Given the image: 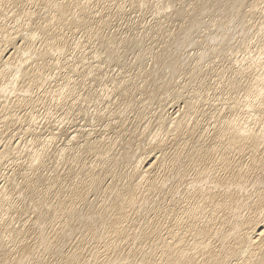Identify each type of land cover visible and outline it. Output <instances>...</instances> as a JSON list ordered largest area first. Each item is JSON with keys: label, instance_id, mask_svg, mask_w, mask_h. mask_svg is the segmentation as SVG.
<instances>
[{"label": "bare ground", "instance_id": "1", "mask_svg": "<svg viewBox=\"0 0 264 264\" xmlns=\"http://www.w3.org/2000/svg\"><path fill=\"white\" fill-rule=\"evenodd\" d=\"M23 1L25 0H0V27L2 26L1 23L3 21H6L7 19L6 17H8V14L12 12V10L10 11L9 8L11 6L15 7L14 5H17L18 3L23 2ZM30 1L35 3L37 0H30ZM72 1L74 0H48V2L46 3L41 1L43 2L42 6L45 5L46 7H48V9L46 10V12H48V10L50 12L48 13L50 14L49 16L47 14L48 17L44 16L43 20L41 19L42 21L39 20L36 23V20H34V18L36 19L37 16L35 15V12L32 11L33 9L32 10L29 9L28 15H25L27 16L26 21H24L25 20L24 19L22 22L20 21L19 17H15V13H14V16L12 17L14 20L13 26L10 27L8 31L5 28H2V31H0V124H2L0 128L2 129L3 127L0 133L1 134L0 141L2 142L3 138L7 136L5 138L6 140H4L6 141L4 143V146H1V142H0V165H2V163L5 164L4 162L8 161L9 159H13L12 162L14 163L15 159H17L18 157L17 156L18 153L16 152L17 150L15 151V149L19 148L18 150L22 151V153L25 152L28 158H27V161L20 160L19 162L16 161L18 164L16 163L14 164L16 166H23V168H24V165L26 167L28 166V169H32L33 172H35L36 174L37 171H34V169L39 170L40 167L42 168L47 163L48 158L50 160L51 156L55 155V153H53L51 150V147L53 144L51 145L48 143L46 144L44 141H47V140L51 141L52 139L55 140L56 136H58L59 133L50 132L52 133V136H50V138L47 137V139L42 140L41 132H44V131H41V130H43L44 128L42 129L41 126L39 128L41 130L35 129L37 128V126L34 128L35 130H30V129L24 130L22 128L23 133L25 132L31 133V140L33 141V143L31 146H27L28 144L26 146L24 144H23L24 146H21L22 144H19L20 142L19 141L17 142V140L16 141L14 140L17 143L12 142L14 133L12 134L10 133L11 134V135L9 134L10 136L6 135L7 133L6 130H8L7 129L8 127L6 128V126L10 123V121L12 122L13 120L12 118L14 116H17V118L15 117L16 119L14 118L15 121L17 122L18 120L19 123L22 124L21 122L23 120L22 117L20 115H16L17 113L15 112L16 110H18V108L32 107L38 104L37 103L38 100H36V98L38 97L37 93L39 90L43 91L45 94L48 93V95H50L49 97H52L53 101L55 102V105L57 106H60L61 104H63L62 102H64L65 100H68L69 98L73 96L74 91H75V86H73L74 84L71 86L70 82H67V81L64 82L62 80L63 82L56 85L57 89L55 88V90L46 86L54 81L53 78L56 73H53V71L56 70L57 68L60 69L62 67L61 60L64 57V55L67 54V50L65 51V49H68L67 47H69L68 46L69 41L67 40L68 37L67 36L63 37L62 35L58 34V32H60L61 30H59L58 32L56 31L57 29L56 22H58L57 20H60L61 21L60 23L62 25V23H64L65 21H63L64 20L63 18L62 19L60 18L63 16L67 18L66 16L70 14V12L71 13L73 12L69 10H71L70 8H74V7H71V4H75L76 0L74 1V3H72ZM106 1L107 0H105V2ZM161 1L162 0H158L157 2L160 3ZM202 1H203L202 6L197 5L196 3L197 8H199L198 6L202 8L201 12L198 11L197 9V11L201 14H197V11H196L195 13L196 15L193 14L191 15L192 16L191 17L188 13V15L192 18V20L187 18L188 20H191V22L187 26L186 25L184 27L181 26V31L184 30V32L185 31L190 32V29L192 30L193 28H196V26H198L200 23H202L204 21V20L202 21L204 17L201 19L200 16H202L204 12H206L205 10L208 7V4L209 3L210 5L214 4L213 3L214 1H216L217 4L219 3L223 7L222 10H221V7L218 10L222 18L224 15H227V14H229V17H230L231 16L230 13L233 14V12L234 14L237 13L239 16V19L237 18L238 19L237 24H238L241 35L238 34L237 32H236L237 34L235 33L234 34L235 36L240 35L239 36L240 40L238 39V42L241 43L242 48L240 46H236L237 45L236 42H232V39H234L235 37L232 39L231 37H229V33L233 32L234 29L231 30L229 33H227L228 31H225L227 33V34L225 33L226 34L224 35L225 37L220 36V34H222V32L220 31L221 30L220 27H219L220 28L219 31L221 33L218 32L220 33L219 34L220 40H224L225 45L228 46L227 47L228 49L224 50L226 51L224 57L226 60L229 61V63L225 66L223 65L224 67H220L221 69H219L218 72L216 71L217 77H220V78L222 77L223 79L226 78V82L224 85H226L225 89H227L226 91L228 94L227 96L228 99H226L227 106L224 107L222 105L224 107L223 109L221 108L222 110L217 109L218 114L216 113L217 114L216 116L223 117L222 114L225 112V109L227 110L229 109V111L231 110L229 113L231 112L232 113L228 117L224 116L223 119L220 118L222 122H219L218 125H215L216 127L214 126L215 129H214L212 137H210L211 136L210 135L209 136L210 138H205L206 137L205 133L206 132L208 133V131L206 130H208L209 127L205 128L204 126H202L200 122L197 120V118L194 117L191 120L190 117H187L185 115V113L174 112L175 114L174 113L170 114V111L168 109H165V111H162V108H161L160 112H164V114L162 113H161L162 115L160 114L161 116H160L159 122H160L161 127L159 128V130H157V132L159 131V134H160V131L162 130L164 134H160V135L158 134L159 136L157 137V132H156V135L154 136V138H157V139L156 140L154 139L155 141L150 140V142H148V145L144 149L142 148L143 149L142 151L139 150V153L138 151L137 152L134 151L135 153L132 155V158H130L132 160L128 161L129 163H131L130 165H132L131 166L132 169L129 170V172H126L125 174L123 173L121 175L124 181L122 182V185H118L117 187L116 184L114 183L112 184L111 182L107 184L106 187L102 186V188H104L103 191L105 190V192H103L104 199H102V201L96 207L97 215L92 221V223L89 222V224H87V227H88L86 228L87 230L84 229V231L86 230V232L84 233L82 231L83 233L80 236V238L78 239L76 238L77 244L75 245L79 248L81 244L85 245L86 242L88 243L86 239L96 240L97 242L98 241L101 242L100 245L105 248V250H103L104 253L110 250L112 252L113 250L120 248L118 253L116 252L117 254H115L116 255L115 258L113 259L111 257L112 260L108 258L110 260H108L107 263L103 260V262H105L104 264H264V30H263L264 20H262L263 17L260 16V19L258 21L257 20L258 18L255 15V13L260 7V4H262L264 0H251V3L253 2L251 5L250 4L244 5L245 3H248V0H206V1L202 0ZM90 3L91 2L89 0L77 1V3L75 4V6L78 7V9L76 8L78 10L77 18L76 16L74 18V15L70 14L72 16L71 17L69 15L71 19L67 18V20L69 19V21L66 20L67 22H69L68 24L69 25L79 24V26L80 25L85 26V24H88L86 23L88 22L87 19L92 20L96 13L94 12L95 10L94 11L90 10V6H91ZM145 3L146 2H143L142 5ZM169 5L170 4L168 3L167 7ZM247 5L251 6V10L250 8L248 11L244 10L243 6L245 7ZM216 6L219 7V5H216ZM216 6L212 5V8L217 9ZM209 9L210 8H208V12L211 10ZM179 11L180 10L176 11V15L178 14L177 17H180L181 15ZM245 11H247V15L244 14ZM193 12H195V10ZM211 12L215 13V11L213 10L210 11L209 13ZM218 12H216V14ZM168 13H169V10H168ZM227 18H225L224 21L220 20L221 18H218L219 20L214 19L213 23L222 21L224 23L223 24L221 23L218 26H223L226 23L225 21L228 20ZM229 19H231V17ZM235 19L236 18L232 20L234 21ZM233 23L234 22L230 23L231 26H233L232 25ZM215 24H212V25H215ZM227 25H229V22ZM64 26L65 25L61 27H64ZM87 26L88 25H86V27ZM218 26H215V27H217L218 29ZM47 31L48 33L46 34V36L42 37L41 35L43 33L45 34ZM189 32H187L188 35H189ZM56 33L58 35H56ZM232 34L233 33H231L230 36H232ZM190 35L189 37L186 35V37L190 38ZM184 36H180V37L183 38ZM213 36L214 35H212V37ZM113 37L114 36H112V38L109 37V40L107 41V45H106L107 47L110 46L108 44L117 46L116 45L117 43L122 42L124 44V42H127L122 39L119 40ZM184 39L182 40L186 41ZM215 39H218V38H215ZM126 40L128 39L126 38ZM136 40L137 39H135V41ZM236 40L237 39L235 38L234 41ZM178 41L179 40L175 42H178ZM189 41H191V39ZM195 41H198V40L197 39L194 40V43ZM220 42H223V41H220ZM105 43L106 42H104V44ZM203 43H206V42H204L203 40ZM234 43H236L235 44L236 49H235ZM75 45H77V43ZM125 45L127 46L128 44H125ZM174 45L176 46V44ZM217 47H214V48H217ZM114 49L113 51L116 50ZM111 50L112 49L110 48V51ZM169 50L170 49L165 50V51L166 52L168 51V53H170ZM218 53L219 52H217V54ZM162 55L163 56L167 55L168 60L170 58L169 56H173V54L169 55L166 53ZM161 56H160V59H161ZM163 56H162V60H163ZM95 57L97 58V55L91 58H95ZM173 57L174 58L172 59L174 60H171L170 58V62L168 63L167 61V63L169 64L168 65L169 67L171 66L172 70H174V73H175V71L180 69L181 66L183 65L184 62H183L182 57H186V55L179 57L175 54V56ZM140 58L142 59V57ZM164 58L166 57L164 56ZM191 58H192V55H191ZM89 59H86V61H88ZM82 60L84 61L85 59L83 58ZM83 61L78 60V63L80 62L82 63ZM156 62L159 63L158 61ZM74 65L77 66L78 64L74 63L72 65L73 68L75 67ZM145 69L143 70L145 71ZM67 73L69 74V72ZM195 75L197 74L195 73ZM192 77L193 76H191V78ZM55 81H58V80H55ZM122 84L125 85L124 81L120 84L118 83V85H116L115 83L116 90H119V89L121 90L120 87ZM166 87L167 89L166 88L165 89L167 91L170 90V93H171V90H172L170 88L171 86L169 87L166 84ZM120 92L124 93L125 91L124 92L120 91ZM96 93L97 92H94V94ZM172 93L171 95H173ZM196 93L201 94V91L196 92ZM3 96L6 98V101L1 100ZM192 96H197V95L194 94ZM81 97L83 96H80L79 98ZM8 100L12 101L13 103L12 105L13 107L11 106L12 108H9V106L6 105ZM84 100L86 101V98H84ZM83 101L81 98V102L80 103L77 102V103H79L82 106ZM132 101L134 103L135 98L129 99L127 100V102H125L127 108L128 106H131V104H133ZM184 101L186 103V106H189V108L194 107V105L189 99H185ZM75 103L76 101L74 102V105ZM78 105L77 107H80ZM213 106H214V103H213ZM92 114H95V113H92ZM63 117L59 118L60 128L59 127L58 128L60 130H61V122H63ZM62 129H63V126H62ZM77 129L74 131L76 132L75 134H71L72 136L70 138H67L68 140L66 144L64 143L65 145L63 144L61 148L58 147L59 149L57 151H54V152H57V155L53 158L56 160H59L58 161L59 163L68 164L69 166H71L70 163L72 165L73 164L77 165L78 163H81V168H83V171L85 172V174L84 176L83 174L82 175L77 174L81 177L80 179L78 178L79 179L78 181L77 180L76 181L74 180L75 182L73 181V179L78 176H76V174L74 175V172L72 173L73 175L72 176L71 172L73 168L69 167L67 175L64 174L66 177L60 174H55L54 176H51V177L48 176L50 177V180L48 182V184L50 185L49 187L47 185L48 187L47 190H42L41 192H40L41 188L38 187V185L39 183H42L40 180L44 178L42 177V174H43L41 173L42 170L37 172V175L34 174V176H32V178L30 179L29 177L31 176L28 177V175L27 176L25 175L26 177L25 183L19 184L17 182V179L15 180L13 177L11 178L8 176L9 178L5 180L6 181L4 182L5 184L0 185V205L2 206L6 203L8 206L7 208H10L9 210L6 211V213H10V215L11 214L13 215L12 217L4 220L3 222L1 221L2 219L0 220V257L6 260L7 258L8 259L10 258L8 260L9 264H12V261L13 263L16 262L15 264H38L37 262L32 263V260L34 259L33 258L34 252L36 251L37 248L39 249L40 246L43 248L46 247V250L44 249L45 252L50 253L52 251L54 255L55 254L57 255L56 264H83L84 261L81 263V259L79 260V253H77L79 249L78 250L75 249L76 251L74 250L76 246L73 247V250L75 251L73 253L72 251L65 253L63 252V248H61L67 236L68 235L70 236V234L72 233L70 229H72L71 226L73 222L72 220L73 215L70 213V209L73 211L75 210L77 204L80 201H84V200L87 201L88 197H86V194L88 196V194L90 193L91 189H93V187L99 190L101 188V184H103L104 183L103 181H105L104 179L106 175L107 174L109 175V173H107V170L110 168V166H114L115 164H118L119 160L117 158L118 156L114 154L112 155L110 153V150H112L114 142L108 138H102L99 135L92 136L88 133V135L84 137V143L80 144V146L79 145L77 146L79 148L82 147V150H78V148L75 147V144H74L76 140L75 138L77 137V135H79V133H77L79 129L78 130ZM169 132H172L173 134L172 136H174L175 139H177L178 137L179 139L177 140V143L174 142L175 143L174 151L172 153L170 151L169 154H166L164 150L165 148H168V145L170 144L169 143L168 145H166L170 137H166L164 135L167 134L168 136ZM142 134L144 135V132H142ZM66 135H67V131H66ZM18 136L16 137V139H18ZM19 137L21 138V136ZM208 139H210L211 141L206 143ZM175 149H177L178 151L176 152ZM184 150L185 151L187 150L186 153ZM159 152H160V155L158 154ZM16 153L17 155H15ZM83 154L91 155V156L94 155L95 156L93 160L94 163H92V165L90 164L87 165L88 161L83 160L82 162L81 159H82ZM85 176L88 179V180L86 179L87 181L82 180L84 179L83 177ZM69 179H72L70 184L68 183ZM85 182H87L88 184ZM54 185H57L58 189L56 190L55 193L53 192L54 194L51 195L53 197H51L50 192L48 191H50V189ZM20 188H23L25 190L26 189L30 190L31 192H33L32 193L33 195L34 194L38 195L39 193H41V195H39L41 196L40 201H39L40 203H38L37 201V203L34 204L35 206L33 205L32 207L34 208V212L38 210L39 217L37 218L35 217V220H34L35 222L33 221L32 225H29V227H27V225L24 226L23 224L19 225V227H16L13 223L14 220L19 221L21 219V214L18 216L17 214L11 212V208L15 209L16 211V209L19 207H17L12 202V199L10 198V196L11 194H13V190H15L16 192L18 190H21ZM162 193L163 195H161ZM20 195L22 196L21 193ZM149 195L150 196L154 195V198L152 199L148 207L142 209V201L143 199L146 200L147 198H149L150 197ZM32 197H35V195ZM166 198H169V199L166 200ZM52 202H53L54 207L58 206L57 209L55 208L54 213H57L56 217H58V220L60 222V223L57 222L59 226L58 224L56 226L55 224L53 226L50 225L52 223V221H50L51 219L49 220L50 216L48 217V214L50 213H47V211L44 212L42 210L44 206L47 207L48 204ZM45 210H48V209L46 208ZM25 211H26V208H25ZM140 211H142L141 215H143L144 218L141 219L140 218L141 216H140L139 217L140 220H139V219H136L133 215L135 214L138 215ZM3 212H5V210ZM75 212H74V215H75ZM136 217L138 218V216ZM69 226L70 228H68ZM101 226L104 228L100 229ZM33 229H35V231H33ZM10 237H12L11 239L13 240L15 238V240L14 241L12 240V241L14 242V244L16 242L17 243L19 242L21 247L20 248L12 247L14 244L11 245L10 240H8L9 243L6 242L5 239L6 238L9 239ZM52 239L54 241L59 242L60 246H57V245H56L57 247L52 246L53 244ZM137 240H139V243H137L139 247H137L136 249L134 248V250L128 249V251H126L124 246L128 244L132 246L131 243L134 242L135 244ZM31 242H33V244ZM123 247L125 249V251L123 250L124 253L121 250V248ZM99 251H96L95 254L103 252V251H100V252ZM99 257L97 256L98 259H101ZM45 258L46 257H44V259ZM45 260L43 261L41 260L42 262L39 264H48V261L46 262ZM8 262H6V264H8Z\"/></svg>", "mask_w": 264, "mask_h": 264}, {"label": "rangeland", "instance_id": "2", "mask_svg": "<svg viewBox=\"0 0 264 264\" xmlns=\"http://www.w3.org/2000/svg\"><path fill=\"white\" fill-rule=\"evenodd\" d=\"M37 1L35 3H33L30 0H27V2L25 0L23 2L18 3L17 5H14L15 7L11 6L9 8V10L10 11L12 10L13 13L10 12V14H8V17H6L7 18L6 19L7 22L3 21L2 23H4V24L1 23L2 26L0 27V31H2V28H5L8 31L9 28L13 26V23H14L13 21L14 20H13L12 17L14 16V13H15V17H19L20 21H22V22H23L24 19H25L24 21H26L27 16H25V15H28L29 9L30 10L33 9L32 11L35 12V15L37 17L35 16L36 19L34 18V20H36V23L39 20H41V19L43 20L44 16L48 17L50 15V14H48V13H50L49 10H48V12H46L48 7H46L45 5L42 6L43 5L42 3L43 2L46 3V2H48V0H37ZM41 1H43V2H41ZM74 1H72V3H74ZM77 1H80V0H76L75 2L77 3ZM89 1L91 2L90 3L91 6L89 5L90 6V10H92V11L95 10L94 12H96L95 13L96 16L94 15V18L92 19L94 21H92L91 19H90L91 21L89 19H87L88 22H86V23H88V24H85V26L84 25L83 26L82 25L79 26V24H76L77 26L75 24L69 25L68 24L69 22H67V21H69V19H71L70 18L71 15H74V18H75V16L77 18V14H78V12H77L78 10L77 9H78V7L75 6V4H76L75 3V4H71V7H74L75 9L74 8H70L71 10H69V11H73L72 13L70 12L71 15L68 14V13H67L68 15L66 14L67 16L65 15L69 19L67 20V18H65L64 16L60 18V19H62V18L64 19L63 21H65L64 22L65 24L62 23V25H61V23H60L61 21L60 20H57L59 23L56 22L57 23L56 28L58 29V30L56 29V31L58 32L59 30H61L60 32H58V34L62 35L63 37L64 36L68 37L67 40L69 41V45H68L69 47H67L68 49H65V51L67 50V54L64 55L65 58L63 57L62 60H61L62 67L60 69L57 68L56 70L53 71V73H56L54 75V78H53L54 81L52 83L46 85V86L55 90V88L57 87L56 86L57 84H60L63 81L64 82L65 81L70 82L71 86L73 84H74L73 86H75V91H74L73 96L71 98H69L68 100H65L64 102H62L63 104H61L60 106H57V105H55V102L53 101L52 97H49L50 95H48V93L45 94L43 91L39 90L38 93H37L38 97L36 98V100H38V102H37L38 104L32 106L33 108L32 107H26V108L25 107H21V108H18V110H16L15 113H17L16 115H20L22 117V119H23L21 121L22 124L19 123L18 120L16 122L15 119L17 118V116H14L12 118L13 119L12 122L10 121V123H9L10 125L8 124L6 126V128L8 127L7 128L8 130H6V132H7L6 135H9L10 133L11 134L14 133V137H13L12 142L17 143L19 141L20 142L19 144H22L21 146H24V145L26 146L27 144H28L27 146H31L32 143H33V141L31 140V133L30 132L23 133V129L24 130L25 129H30V130L38 129V130H41V129H39L40 126H41L42 129L44 128L43 130H41V131H44V132H41L42 133L41 134L42 135V140L47 139V137L50 138V136H52V133H50V132L59 133L58 136H56L55 140H53V139L51 141L47 140L48 142L44 141L46 144L48 143L50 145L51 144L54 145V146L52 145L51 150H52L53 153H55V155L51 156V158H52V159L50 158L51 161L48 158L47 159V163L42 168L40 167L39 170H35L34 169V171H37V172L42 170L41 173H43L42 177H44V178H42V180H40L43 184L39 183V185H38V187L41 188L40 192L42 190H47L48 189V187L50 185V184H48V182H49L51 176H54L55 174H60L62 176L64 174L67 175L69 167L73 168L72 172H71V175L74 172V175L76 174V176H78V177H75L73 179V181L74 180L78 181L81 178L79 176L80 174L81 175L83 174V176H84L85 172L83 171V168H81V163H78L77 165L76 164L72 165L70 163L71 166H69L68 164H61V163L58 162L59 160H56V159L53 158V157H55L57 155V152H54V151H57L59 148H61V146H63L64 143L66 144L67 140H68L67 138H70L72 136L71 134H75L76 132H74V131L77 128L79 129V131L77 132V133H79V135H77V137L75 138L76 139L75 142H74L75 147H77L78 145L80 146V144L84 143V137H86L88 135V133L90 135H92V136L99 135L102 138H108V139H110V140H112L114 142L112 150H110V153L112 155L114 154V155L118 156L117 157L118 160H119L118 164H115L117 166H115V165L114 166H110L111 169L109 168L107 170V173H109V175L108 174L106 175V177L104 179L105 181H103L104 183L101 184V188L99 187L100 188L99 190H97V189H95L93 187V189H91V191L88 194V196L86 194V197H88V200H87L88 202L86 200L80 201L77 204L75 210L72 211L70 209V213L73 215L72 216L73 217L72 226L70 225L72 227V229H70V230L72 231L73 234L71 233L70 236L69 235L67 236V238L63 242L64 245L62 243H60V244H62L61 248H63V252H65V253L66 252H71V251L73 253V252H75L76 250L79 249L80 251L78 250L77 253H79V260L81 259V263L84 261L83 264H86V263L88 264L90 262H91L90 264H101V263L104 264L105 262L107 263L108 260H110V259L112 260V258L114 259L115 256H116L115 254L118 253L120 248L119 249L117 248L116 250H113L112 252L110 250V251L104 253L103 250H105V248L100 245L101 242H99V241L97 242L96 240H89V239H86V241H88V243L86 242V244H85L86 246L84 244L80 245L81 249L75 245V244H77L76 240L78 238H80V236L82 235L83 232L84 233L86 232V230H87L86 228H88L87 224H89V222L92 223V221L94 220V218L97 215V212H96L97 208L96 207L99 205V203L102 201V199H104V193L103 192H105V190L103 191L104 188H102V186L106 187L107 184H109L111 182H112V184L113 183L116 184L117 187H118V185H122V182H124V181H123V178L121 177V175L123 173L125 174L126 172H129V170L132 169V167H131L132 165H130L131 163L128 162L129 160L130 161L132 160V159H130V158H132V155L135 152H137V151L139 153V150L142 151L148 145V142H150V140L155 141L157 139V138H154V136L156 135L157 130H159V128L161 127L160 126V122H159L160 121V116L162 114H164V112H160L161 108H162V111H165V109H168L170 111V114H172L174 112L185 113V115L187 117H190L191 120L194 117L197 118V120L200 122V124L202 126H204L205 128L209 127V129L206 130V131H208V133L207 132L205 133V135H206L205 138L212 137L214 129L216 127L215 125H218L219 122H222V120L220 118L223 119L224 116L228 117L232 113V112L229 113L231 110L229 111V109L228 110L225 109V112L223 113L225 115L222 114L223 117L216 116L218 114V110L217 109H221V108L223 109L225 106H227V103H226L227 100L226 99H228L227 98L228 94H227V91H226L227 89H225L226 85H224L225 82H226V78L223 79L221 77L222 78L221 79L220 77H217V75H216L217 74L216 71L218 72L219 69H221L220 67H224L225 65H227L229 63V61L226 60L225 57H224L225 56V52H226L224 50L228 49L227 48L228 46L225 45L224 40H220V36L225 37L224 35H226L231 30L234 29L233 32H231V33H233L232 34L233 37L230 36L231 33H229V37H231V39L234 38V37L237 39L236 41H234L235 38L232 39V42H236L237 43L236 46H240L242 48V45H241L240 42H238V39L240 40L239 36L241 34H240L239 27H238V24H237L238 23L237 20L239 19V16H238L237 13H235V14H234V12H233V14L230 13L231 19H229L230 18L229 14H227L228 16L227 15L223 16V18L224 17L225 18L229 17V18H227L229 21L227 19H226L227 21H225L226 25L229 22V25H227L228 27L225 24L223 25L225 27L218 26L221 23L222 24L224 23L222 21L221 22L220 21L215 22L217 24L213 23L214 19L215 20H219L218 18H221L220 20H223V21L225 20V18L223 19L222 16L220 15V13L218 12L219 8L221 7V10H222L223 7L219 3L217 4L216 1H214L213 2L214 4H212V5H215V6L219 5V7L216 6L217 9L212 8V5H210V3L208 2L209 3L208 7L207 8L205 7L206 8V10H205L206 12H204V14H203L204 16L203 15L200 16L201 19L204 17V19H202V21L204 20L203 21L204 23L202 22L198 26H196L197 29L196 28H193L192 30L190 29V32L189 31H185L184 32V30L181 31V26L184 27L185 25L187 26V25L190 24V22L192 20V18H191L192 16L191 15L195 14L197 9H198V11L201 12L202 8H200V6H202V3H203L202 0H200V1L199 0H183V1H181V0L180 1L179 0H169V1L168 0H162L160 3L157 2L158 0H109V1L107 0L106 2H105V0H101V1L100 0H89ZM142 1L146 2V3L142 5V3H143ZM167 2L171 5V7H170V5L167 7V5H168ZM178 3H180V4H178ZM196 3H197V5H200V6H198L199 8H197ZM252 3H251V0L250 1L248 0V3H245L244 5H246V4H250L251 5ZM150 4H151V6H150ZM250 5H247L245 7L243 6L244 10L248 11L249 8L251 10V6ZM158 7H160V8H158ZM161 7H162V9H161ZM208 8H210V9L212 8L211 10L210 9L209 10L210 11L213 10V11H215V13L214 12L213 13L211 12L212 14L209 13L210 11L208 12ZM262 8L264 9V2H262V4H260V7H259L260 10L258 9L257 12L255 13V15L258 18L257 19L258 21L260 19V16H262L263 17L262 20H264V16H263L264 10ZM23 9H24V11H23ZM177 9L180 10L179 11L180 14H181L180 17H177L178 14L176 15V11H178ZM168 10H169V13H168ZM194 10H195V12H193ZM158 11H159V13H158ZM198 11H197V14H201ZM247 11L244 12L245 15H247ZM94 12H93V14H94ZM216 12H218V13L216 14ZM44 13H46V14H44ZM188 13H189V15L191 17L188 15ZM47 14H48V16H47ZM187 16H189V17H187ZM195 17H197V16H195ZM233 17L236 18L234 21L232 20V19H234ZM187 18L191 19V20H188ZM185 19H187V20H185ZM172 21H174V22H172ZM93 22H94V24H93ZM232 22H234L232 25L235 28L233 26H231L230 23H232ZM212 24H215V25H212ZM234 24L235 25L237 24V25L235 26ZM63 25H65V26L61 27ZM86 25H88V26L86 27ZM69 26H71V27H69ZM215 26H218V29ZM66 27L67 28L69 27V28L67 29ZM179 27H180V29H179ZM219 27L221 28V30H220ZM61 28H63V29H61ZM90 29H92V30H90ZM86 30H87V32H86ZM219 30L222 32L223 35L220 34L221 32ZM222 30L224 31V33H223ZM174 31H176V32H174ZM225 31H228V32L226 33ZM187 32H189V35L192 34V35H190V38H188L189 35H188ZM218 32H220V33H218ZM236 32L238 34H240V35L235 36V34H237ZM47 33H48V31L45 34L43 33L44 35L41 33L42 34L41 36L42 37L46 36ZM58 34L56 33V35H58ZM219 34H220V36H219ZM161 35H163V36H161ZM186 35L188 37H186ZM212 35H214L215 37L213 36L214 37L213 38ZM112 36H114L113 38H116V39H119V40L122 39V40L127 41V42H124V44L122 42L121 43H117L116 44L117 46L112 45V44H108L110 46L107 47L106 46L107 45V41L109 40V37L112 38ZM180 36H184V37L182 38ZM216 36H218V37H216ZM176 37L177 38L179 37V38L177 39ZM126 38L128 40H126ZM132 38H134V39H132ZM215 38H218V39H215ZM103 39L104 40L106 39V40L104 41ZM135 39H137V40L135 41ZM140 39H141V41H140ZM176 39L179 40V41L175 42V41H177ZM182 39H184L186 41H183ZM190 39H191V41L192 40L193 41L192 42L189 41ZM196 39L198 41H195V43H194V40H196ZM213 39H215V40H213ZM133 40H134L135 43L133 42ZM203 40L206 43H203ZM218 40L223 41V42H220ZM139 41H140V43H139ZM163 41H165V42H163ZM104 42H106V43L104 44ZM76 43H77V45H75ZM166 43H167V45H166ZM221 43L222 44L224 43L223 46H222ZM236 43H234V46H235ZM125 44H128V45L126 46ZM136 44H137L138 47L136 46ZM174 44H176L177 47ZM202 44L203 45L205 44V45L203 46ZM123 45H124V47H123ZM101 46H103V47H101ZM236 46H235V49H236ZM116 47H118V48H116ZM214 47H217L219 50L217 48H214ZM110 48L112 49L111 51H110ZM113 49L115 51H113ZM168 49H170L169 50L170 53H168V51L167 52L165 51V50H168ZM113 52H115V53H113ZM217 52H219V53L217 54ZM140 53H142V54H140ZM164 53L169 54V55L173 54V56H175V54H176L179 57H182V56L186 55V57H182L183 58V62H184L183 65H182L183 67L180 65L181 68L178 69L179 68V66H178V68H177L178 70H176L175 73H174V70H172L171 66L170 67L168 66L169 65L168 63L170 62V58H171V60H174V59H172L174 57L168 55L170 57L169 60H168L167 55H164L166 58H164V56L162 55ZM157 54L158 55L160 54V55L158 56ZM96 55H97V58L96 57L95 58H91V57H94ZM161 55L163 56V60H162V56ZM191 55H192V58H191ZM99 56H101V57H99ZM119 56H120V58H119ZM160 56H161V59H160ZM221 56H223V57H221ZM140 57H142V59ZM83 58L85 59L84 61L82 60ZM110 58H112V59H110ZM86 59H89V60L86 61ZM97 59H98V61H97ZM223 59L228 61V62L224 61ZM78 60L79 61L81 60L84 63L83 62L82 63L81 62L78 63ZM212 60H213V62H212ZM156 61H158L159 63H157ZM167 61H168V63H167ZM74 63L78 64L77 66L74 65L75 69L72 66ZM210 63H212V64H210ZM83 64H84V66H83ZM140 65H141V67H140ZM155 66H156V68H155ZM166 66H168V67H166ZM76 67H78V68H76ZM71 68H73V69H71ZM94 68H95V70H94ZM143 69H145V71ZM67 72H69V74ZM177 72H178V74H177ZM87 73L90 74L91 76L88 75ZM195 73L197 75H195ZM109 74H111V75H109ZM191 76H193V77L191 78ZM107 77H108V79H107ZM175 79H176V81H175ZM55 80H58V81H55ZM212 80H214V81H212ZM222 80H223V82H222ZM121 81L122 82L124 81V84L125 85L127 84L128 86L127 85L125 86V85L122 84L123 87L121 85V87H120L121 90L118 87L117 88L119 90H116V85H118V83L119 84L122 83ZM125 81H126V83H125ZM171 82H172V84H171ZM115 83H116V85H115ZM166 84L169 87L171 86L170 87L172 89L171 93L173 92L172 93L173 95H171L170 90L169 91L166 90L167 89ZM158 86H160V87H158ZM122 88L123 89L126 88V89L123 90ZM157 88H159V89H157ZM162 88H164V89L166 88V89L164 90ZM120 91H123V92L125 91V92L122 93ZM200 91H201L202 95L200 93H196V92H200ZM94 92H97V93L94 94ZM194 94L197 95V96H192ZM80 96H83V97H81L82 101L84 100V98H86V101L85 100L83 101L85 103L82 102V106L79 104L81 102V98H79ZM128 96H129V98H128ZM3 97H2L1 100L6 101V98L4 97V99H5L4 100ZM134 98H135L134 103L132 101L133 104H131V106H128V108H127L125 102H127V100H129V99H134ZM185 99H189L192 102V104L194 105L193 108L190 107L192 111L190 110L189 106H186V103L184 101ZM9 101L10 100H8L6 105H8L9 108H12L13 107L12 106L13 103H12V101H10V102ZM67 101H68V103H67ZM75 101H76V103H75L76 106L74 105ZM77 102H79V103H77ZM8 103H10L11 105L8 104ZM213 103H214V106H213ZM77 105L80 106V107H77ZM70 106L72 107V109H71ZM179 109H181V110H179ZM215 109H216V111H215ZM187 110H188V112H187ZM90 113L91 114L95 113V114L91 115ZM190 114H191V116H190ZM80 115H82V116H80ZM61 117H63V122H61V130L62 131L59 129L60 128L59 127V121H60L59 118H61ZM126 119H127V121H126ZM64 121H65V123H64ZM32 124H34V125H32ZM1 125L2 124H0V126ZM222 125H223V123H222ZM36 126H37V128H35ZM62 126H63V129H62ZM2 129H3V127H2ZM2 129L0 128V133H1ZM66 131H67V135H66ZM142 132H144V135L142 134ZM17 134L19 136H21V138ZM28 134H29V136H28ZM158 134H159V131L157 132V137L160 134H164V133L161 130L160 134L159 135ZM172 135H173L172 132H169L168 136H167V134L164 135L166 137H170L169 141H168V143L166 145H168L169 143L170 144L168 145V148H165V150H164L166 154H169L170 151H171V153L174 151V148H175L174 144L177 143V140L179 139V137L177 139H175L174 136H172ZM4 136H5V134H4ZM4 136H2V137H4ZM17 136H18V139H16ZM6 137L7 136H5L3 138L2 142L0 141L1 142V146H4V143L6 142L4 140H6L5 139ZM146 138H147V140H146ZM14 140L15 141L17 140V142H15ZM82 140H83V142H82ZM171 141H172V143H171ZM209 141H211V140L208 139L206 143H208ZM189 142H190V140H189ZM171 144H173V145H171ZM170 146H171L172 149L170 148ZM77 148H78V150H82V147H80L81 149L79 147H77ZM18 149H15V151L17 150L16 152L18 153V155H17V153L15 154V155L18 156L17 159H15V162H14L16 164H18L16 161H18V162L20 160L21 161L22 160L27 161V158H28V156L25 154V152H23L24 153L23 154L22 151H19ZM134 149H136V150H134ZM167 149H169V150H167ZM175 150H176V152L178 151L177 149H175ZM186 151H185V153H186ZM155 152H157V151H155ZM122 153H124V154H122ZM86 154H83L82 159H81L82 162H83V160H85V161H88V163L86 162L87 165H89V164L92 165V163H94L93 160H94L95 156L94 155H92V156L91 155H86ZM158 154L160 155V152ZM19 155H20V157H19ZM119 156H121V157H119ZM126 159H127V161H126ZM12 161H13V159H9L8 161L4 162L5 164L7 163L6 165L3 164V163H2V165H0V185L1 184L2 185L5 184L4 183V182H6L5 180H7L9 177H11V178L13 177L15 180L17 179V182L20 184V183H25V180H26L25 175L26 176L28 175V177L31 176V177H29V179L32 178V176H34L35 172H33L32 169H28V166L26 167L24 165V168H23V166H16ZM37 172H36L35 175H37ZM77 174H79V175H77ZM43 175H45V176H43ZM65 175H64V177H66ZM48 176H50V177H48ZM83 178H84V179H82L83 181H87L88 180L86 176L83 177ZM71 181H72V179H69L68 183L70 184ZM85 183H87V182H85ZM47 185H48V187H47ZM20 189L21 190H18L16 192H15V190H13V194H11V196H10V198L12 199V202L17 207H19V208L16 209L17 213H16L15 209H13V208H11V212L17 214L18 216L21 214V219L19 221L18 220H14L16 222L13 221V223H14V225L16 227H19V225H21V224H23L24 226L27 225V227H29V225H32V222L35 220V217L36 218L39 217L38 216L39 215L38 214V210H36L34 212V208H32V207H33L34 204L37 203V201H38V203H40L39 201H40V197L41 196H39V195H41V193H39L38 195L34 194L35 197H32V196H34L32 194L33 192H31L28 189H26V190L23 189V188H20ZM22 189H23V191H22ZM57 189H58V186L54 185L50 189V191H48V192H50V196L53 195L56 192ZM24 190H25V192H24ZM68 190H69V188H68ZM29 192H31V193H29ZM20 193L22 194V196L20 195ZM28 194H29V196H28ZM161 195H163V193ZM51 197H53V196H51ZM167 197H168V195H167ZM153 198H154V195H151L146 200L143 199V201H142V209L148 207L150 205V202L152 201ZM50 199H52V198H50ZM167 199H169V198H166V200ZM96 203H98V204H96ZM4 205H2V206L0 205V220L2 219L1 220L2 222L4 220H6V219H8V218L13 216L12 214L10 215V213H6V211L9 210L10 208H7L8 206H7L6 203ZM3 207H4V209H3ZM25 208H26V211H25ZM46 208L48 210H45ZM55 208L57 209L58 206L54 207L53 206V202H52V203H49L47 207L44 206V208L42 209L44 212L47 211V213H50V214H48V217L50 216L49 220L51 219L50 221H52V223L50 225H52V226L54 224L56 226L58 223H60L59 220H58V217H56L57 213H54L55 212ZM4 210H5V212H3ZM74 212H75V215H74ZM4 213H6V214H4ZM87 213H88V215H87ZM141 214H142V211H140V213H138V215L135 214L133 216L136 219L140 220V218L141 219L144 218L143 215H141ZM136 216H138V218ZM58 226H59V224H58ZM70 226L68 228H70ZM103 228L104 227L101 226L100 229H103ZM84 229H86V230L84 231ZM33 231H35V229H33ZM11 238L12 237H10L9 239L6 238L5 240L8 243H9L8 240H10V244L13 245L14 244L13 241L15 240V238L13 237L14 240L11 239ZM73 239H74V241H73ZM31 243L33 244V242H31ZM52 243H53L52 246H56V245L60 246L59 242H57V241L53 240ZM132 243L134 244V242H132ZM132 243H131L132 246H130L128 244L131 247V249H130V247L128 245L124 246L126 251H128V249L129 250H134V248L136 249L137 247H139V245H137V243H139V240H137V242H135V244H134L135 247H134V245ZM14 245L12 247H15V248L16 247L17 248L21 247L19 242L18 243L16 242ZM74 246H76L74 248V250L76 249L75 251L73 250ZM94 246H96V247H94ZM124 247L121 248L123 253L125 251ZM42 248L43 247L40 246L39 249L38 248L36 249V251L34 252V256H33L34 259L32 260V263L37 262L39 264L43 260L46 259L45 261L46 262L48 261V264H56L57 255L56 254L54 255V253H52V251L50 252L52 254L45 252L46 247L43 248V249ZM83 249H84V251H83ZM95 250L96 251L100 250V251H103V252L99 251L100 253L95 254L96 253ZM99 255H100V257H99ZM112 255H114V256H112ZM97 256L99 258H101V259H98ZM139 256H141V255H139ZM44 257H46V258L44 259ZM108 258H110V259H108ZM9 259L7 258V260H6V259H2V257H0V264H6V262H8ZM2 260H3V262H2ZM103 260L105 262H103ZM14 262H15V260H14ZM15 263H13V261H12V264H15ZM8 264H9V262H8Z\"/></svg>", "mask_w": 264, "mask_h": 264}]
</instances>
